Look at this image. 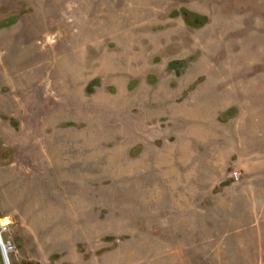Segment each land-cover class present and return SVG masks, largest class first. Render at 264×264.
Returning a JSON list of instances; mask_svg holds the SVG:
<instances>
[{
  "label": "rangeland",
  "instance_id": "374dc122",
  "mask_svg": "<svg viewBox=\"0 0 264 264\" xmlns=\"http://www.w3.org/2000/svg\"><path fill=\"white\" fill-rule=\"evenodd\" d=\"M0 22L10 264H264V0H0Z\"/></svg>",
  "mask_w": 264,
  "mask_h": 264
},
{
  "label": "built area",
  "instance_id": "2783aa9c",
  "mask_svg": "<svg viewBox=\"0 0 264 264\" xmlns=\"http://www.w3.org/2000/svg\"><path fill=\"white\" fill-rule=\"evenodd\" d=\"M232 176L233 178L238 179L239 177L238 171H234L232 173ZM6 229H7L6 224L0 222V255L4 264H10L9 254L13 252L14 246L10 240L5 239L3 237V234L6 231Z\"/></svg>",
  "mask_w": 264,
  "mask_h": 264
},
{
  "label": "trees",
  "instance_id": "16d2710c",
  "mask_svg": "<svg viewBox=\"0 0 264 264\" xmlns=\"http://www.w3.org/2000/svg\"><path fill=\"white\" fill-rule=\"evenodd\" d=\"M183 19L185 23L191 27H199L203 25L204 21H206L205 17H200L199 15L191 14L190 12L187 11L183 12ZM8 22L9 21H3L2 24L5 26L7 24L4 23H8ZM2 24H0V27L2 26Z\"/></svg>",
  "mask_w": 264,
  "mask_h": 264
}]
</instances>
